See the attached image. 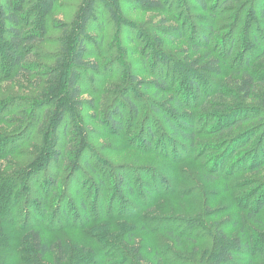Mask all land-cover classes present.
Wrapping results in <instances>:
<instances>
[{"label": "rangeland", "instance_id": "1", "mask_svg": "<svg viewBox=\"0 0 264 264\" xmlns=\"http://www.w3.org/2000/svg\"><path fill=\"white\" fill-rule=\"evenodd\" d=\"M98 1L59 0L51 15L52 20L63 21L71 28L82 23V15L94 3L90 7L92 16L82 30L86 40L84 59L94 70L86 69L79 81L82 94L73 111L80 125L79 128L70 125L72 131L69 133L72 139L75 137L73 130L81 129L83 146L86 144L87 147L84 146L81 154L68 151L63 162L49 166L54 176L58 174V188L50 199L51 206L56 201L53 199L62 197L61 202L57 204L58 199L55 205H59V209H67L69 221L63 223L62 227L58 225L55 232L43 227L42 234L50 243L59 241L67 248L71 256L69 264L81 257V247H85L84 251L92 250L98 264H207L206 259L213 244V230L221 229L233 235L238 234L241 227L245 235L250 233L249 229H252L251 233L262 231L264 213H260L264 209L255 213L254 209L251 211L245 205H251L262 192L264 178H255L253 174L244 172L226 180L210 179L208 161L218 152L216 145L226 138L221 134H209V125L214 122L210 115L221 111L222 106L234 105L228 103L223 95L208 98L206 110L190 109V112H185L187 119H198L189 120L196 129L200 128L193 148L184 150L183 146L189 144L177 138L180 142L175 147L179 152H170L169 157L161 155L169 150L163 148L167 144L165 139L175 140L164 118L171 117L169 109L174 105V97L181 95L180 92L177 95L175 89L179 91L183 85V76L174 69V64L198 58L204 52L201 49L196 53L194 49L196 43L201 45V40L190 34L187 39L179 38V35L192 24H203L202 20L206 18V22L213 27L208 49L218 55L231 50L232 55L222 65L223 77L231 76L233 79L232 74L244 67L240 61L241 54L252 50L246 49L251 39L241 34L245 15L251 11L250 7H256L264 0H236L239 5L235 3L234 6L238 8L233 6V11L212 7L210 10L214 14L223 12L215 20L209 18L211 15L207 11L201 10L197 0H157L162 5L160 10L143 9L138 0H105L108 1L106 5ZM110 9L115 10L116 20L108 13ZM235 10L240 16L235 17ZM237 25L239 27L235 31ZM255 27L264 28V22L258 21L251 28L252 33L258 32ZM47 35L50 42L43 45L42 50L54 57L59 47L56 37H60V32L50 30ZM256 35L264 44V33L263 40L258 33ZM255 51L260 53L257 49ZM158 54L168 57L163 66L156 58ZM42 63L50 64L52 61ZM159 71L170 82L166 88L160 89L155 85L156 78L161 77ZM218 78L222 86L220 91L225 87L232 88L224 82V78ZM38 89L35 75L24 76L0 84V98L17 97L22 102H32L38 98ZM126 96L133 99L139 113L134 119L132 113L125 112L123 126L117 129L110 125L107 114L117 103L122 107L120 102ZM260 97L264 98V90ZM210 100L216 108L210 105ZM242 102L247 109L259 106L249 99H242ZM155 105L163 110L161 114L154 112ZM36 113L32 108V114L36 116ZM260 120L245 122L238 130L247 132V128L250 130L251 126L261 123ZM148 127L156 142L153 141L154 145L146 152L140 142L146 137ZM32 132L31 141L20 148L26 154L32 153L30 144L39 142L43 137V131L37 133L33 128ZM24 159V154L15 155L5 163L9 165L14 160L22 162ZM86 160H90L95 171L90 165L86 166ZM5 163L0 162V168L7 169ZM119 171L133 175L132 184L136 183L138 172L145 175L153 172L157 178L154 186L152 184V196L146 197L141 193L144 189L136 183L137 199L127 197L124 192L115 195L116 199L120 197L126 204L128 200L124 197L129 198L131 206L128 210L118 207L115 215L121 217L102 220L112 212L97 210V201L105 192L108 197L114 194ZM98 175L104 182L98 179ZM260 176L264 177V173ZM163 179L168 183L162 184ZM168 187H171L169 191H162ZM156 189L159 192H153ZM248 195L253 197L249 199ZM93 201L96 202L93 206L96 211L91 216L86 209L93 205ZM72 207L76 212L72 211ZM248 211L254 216H249ZM84 260L81 264H86ZM17 262L25 264L18 256ZM242 264H247V261H242ZM253 264H260L259 259L254 260Z\"/></svg>", "mask_w": 264, "mask_h": 264}, {"label": "trees", "instance_id": "2", "mask_svg": "<svg viewBox=\"0 0 264 264\" xmlns=\"http://www.w3.org/2000/svg\"><path fill=\"white\" fill-rule=\"evenodd\" d=\"M99 1L101 4H108V1ZM58 3L59 0H0V84L35 75L39 85L38 98L31 100L32 102H22L17 97L0 98V162L5 163L11 156L25 155L22 162L14 160L9 165L5 163L7 169L0 168V264H19L17 256L21 257L25 264H69L71 260L67 248L59 241L50 243L42 234V230L44 227L55 232L58 225L62 227L63 223L69 221L67 209L65 207L59 209V205H55L58 199L57 204L61 202L62 197L53 199L56 201L53 207L51 206L50 199L58 188V174L54 176L49 166L63 162L68 151L72 154L74 152L81 154L84 146L87 147L86 144L83 146L84 137L81 129L73 130L75 137L72 139L69 133L72 131L70 125L74 124L77 128L80 125L73 111L82 94L79 81L86 69L94 70L84 59L86 40L82 34L83 27L92 16L90 7L94 3H91L87 12L82 15V23L71 28L63 21L51 19ZM197 3L201 4L199 7L202 11H207L208 15H211L209 18L212 20L223 13L214 14L210 10L212 7L233 11L234 4L239 5L236 0H219V2L197 0ZM138 4L143 9H162L161 3L157 0H138ZM249 9L251 11L245 15L241 34L251 39L246 49L252 50L241 54L240 61L243 62L244 67L232 74L233 79L231 76L223 77L222 65L232 55L231 50H226L224 55H218L212 49H208L213 27L211 23L206 22V18L201 19L203 24H192L179 35V38L187 39L190 34L201 40V45L196 43L194 49L196 53L201 49H204V52L198 58L174 64V69L183 76V85L179 91L175 89L176 94L180 92L181 95L179 98L174 97V105L169 109L171 117L164 118L171 136L190 145L183 146L184 150L193 148L195 136L200 128L196 129L189 120L197 118L187 119L188 115L185 112H190V109L206 110L209 106L207 99L214 95H223L228 103L234 104L222 106L221 111H215L210 115L213 116L214 122L209 125V134L226 136L216 145L218 152L208 161L207 170L212 180H226L244 172L253 174L255 178H264L260 176L264 173V119L262 120L264 98L260 97L261 91L264 90V44L256 35L258 33L263 40L264 28L255 27L258 31L256 33L250 31L258 21L264 22V2ZM236 12L235 10V17L239 15ZM108 13L116 20L114 9H110ZM235 27L236 31L239 25ZM50 30L60 32V37H56L59 47L54 53L55 58L42 50L43 45L50 42L47 35ZM229 39L230 36L227 42ZM256 49L260 53H257ZM212 53L214 55L211 56ZM156 58L163 66L168 57L164 58L163 55L158 54ZM42 61H52V63L44 64ZM159 72L161 77L156 78L155 85L160 89L168 87L170 82L163 77L161 71ZM219 76L232 88L225 87L220 91L222 86L218 80ZM39 99L41 100L38 101ZM242 99L254 101L259 106L253 109L244 108ZM23 103L28 105H22ZM120 104L123 108L117 103L107 114L108 122L117 129L123 126L125 112L132 113L134 119H137L139 113V108L132 98L126 96ZM221 104L217 105L218 108ZM210 105L216 108L212 100ZM32 108L37 111L36 116L32 114ZM37 108L40 110L38 111ZM153 110L155 113L163 112L156 105L153 106ZM257 118L261 119V123L251 126L250 130L247 128V132L241 133L238 130L245 122ZM33 128L37 133L43 131V137L39 142L34 141L30 144L32 153L26 154L20 148L31 141ZM147 131L145 135L147 138H143L140 142L146 152L154 145L152 142H156L150 127ZM165 140L167 144H164L163 148L169 150L161 155L169 157L170 152H179L175 145L180 140L177 142L169 138ZM84 163L87 167L90 165L93 168L90 160ZM148 174L138 172L135 181L144 189L141 193L151 197L152 184L154 186L157 177L153 172L149 171ZM132 176L126 171H121L116 178L114 194L111 197L107 196V192L100 195L97 210L106 209L112 212L102 220L110 221L121 217H116V208L128 210L131 206L129 198L137 199V191H135L137 187L136 183L132 184ZM98 179L104 182L99 175ZM167 183L163 179L162 184ZM100 186L102 187L103 184ZM170 188H164L162 191H169ZM156 191L159 192L157 189L153 192ZM123 192L129 197H124L128 200L127 204L120 197L118 199L115 197L124 194ZM248 196L249 199L253 197V195ZM93 202V205L86 209L91 216L96 211L93 207L96 202ZM245 208L251 211L254 209L255 213H260L264 209V188L251 205L248 203ZM72 211L76 212L73 207ZM127 212L130 214L129 211ZM263 213L264 211L260 215ZM251 230H248L250 232L248 235H245L242 227L236 235L222 232L221 229L213 230V244L206 259L207 264H242V261L253 264L256 259H259L260 264H264V227L262 231H254L253 234ZM84 248H80L81 257L74 260V263L81 264L85 259L86 264H98L94 259L93 251H84Z\"/></svg>", "mask_w": 264, "mask_h": 264}]
</instances>
